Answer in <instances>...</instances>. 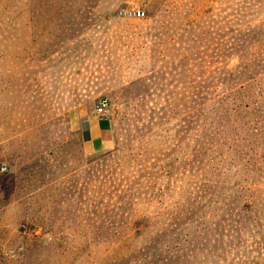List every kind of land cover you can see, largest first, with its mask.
Returning <instances> with one entry per match:
<instances>
[{
  "label": "rangeland",
  "instance_id": "1",
  "mask_svg": "<svg viewBox=\"0 0 264 264\" xmlns=\"http://www.w3.org/2000/svg\"><path fill=\"white\" fill-rule=\"evenodd\" d=\"M0 264H264V0H0Z\"/></svg>",
  "mask_w": 264,
  "mask_h": 264
},
{
  "label": "built area",
  "instance_id": "2",
  "mask_svg": "<svg viewBox=\"0 0 264 264\" xmlns=\"http://www.w3.org/2000/svg\"><path fill=\"white\" fill-rule=\"evenodd\" d=\"M118 16L122 19H143L146 13L141 8H125L118 12ZM109 103L107 100H102L96 107V114L98 116H103L108 111ZM1 171H6L5 167L1 168Z\"/></svg>",
  "mask_w": 264,
  "mask_h": 264
},
{
  "label": "crops",
  "instance_id": "3",
  "mask_svg": "<svg viewBox=\"0 0 264 264\" xmlns=\"http://www.w3.org/2000/svg\"><path fill=\"white\" fill-rule=\"evenodd\" d=\"M88 131H89V136H90L89 142L93 147L100 149L101 147L105 146L107 139L105 138V128L101 124L96 123V122L93 124L89 123Z\"/></svg>",
  "mask_w": 264,
  "mask_h": 264
}]
</instances>
